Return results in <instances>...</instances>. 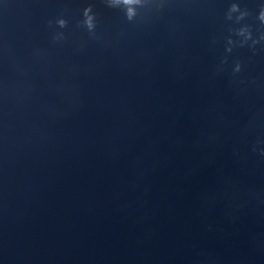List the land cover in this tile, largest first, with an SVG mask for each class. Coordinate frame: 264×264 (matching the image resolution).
<instances>
[{
	"label": "water",
	"instance_id": "1",
	"mask_svg": "<svg viewBox=\"0 0 264 264\" xmlns=\"http://www.w3.org/2000/svg\"><path fill=\"white\" fill-rule=\"evenodd\" d=\"M156 6L0 0V264H264V0Z\"/></svg>",
	"mask_w": 264,
	"mask_h": 264
},
{
	"label": "clouds",
	"instance_id": "2",
	"mask_svg": "<svg viewBox=\"0 0 264 264\" xmlns=\"http://www.w3.org/2000/svg\"><path fill=\"white\" fill-rule=\"evenodd\" d=\"M128 3H130V0H104V4L106 7L114 9V10L122 11L124 13L126 20L132 23V22H135L138 17L135 15H129L128 10L124 7V5H127ZM156 5H157L156 8L158 11L162 10L164 7V0H156ZM234 13H239V15L236 16L237 23L244 20L245 17L248 15L246 11L242 12L239 6L235 3L231 5L228 15H227V19L232 20ZM258 19L262 24H264V9L260 11ZM55 23L57 27L60 29H64L68 26V22L63 18L57 19ZM78 26L85 28L90 34L95 33L96 26H97V20H96V15L93 12L91 6H88L83 10V20L79 22ZM236 35L243 37L244 43L252 39L251 31L249 27L247 26L241 27L240 29L236 30ZM55 39L57 40L63 39V33H58ZM261 39H264V36H262ZM255 43H258V41H253V44ZM228 44L232 45L233 41L229 39ZM227 51L231 52V47H229ZM239 71H240V66L239 64H237L234 69V72H239Z\"/></svg>",
	"mask_w": 264,
	"mask_h": 264
}]
</instances>
